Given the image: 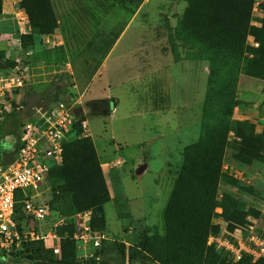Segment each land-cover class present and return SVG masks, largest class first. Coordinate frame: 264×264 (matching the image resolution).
Listing matches in <instances>:
<instances>
[{
  "label": "rangeland",
  "instance_id": "1",
  "mask_svg": "<svg viewBox=\"0 0 264 264\" xmlns=\"http://www.w3.org/2000/svg\"><path fill=\"white\" fill-rule=\"evenodd\" d=\"M11 1L0 0V69L22 74L24 80L11 91L14 107L0 120V162L10 158L5 135L62 103L73 118L67 140L91 137L107 191L104 225L98 229L106 238L97 259L115 256L122 264H140L127 249H140L147 236H164V209L174 189L179 197L176 184H187L177 181L186 168L185 155L213 131L233 120L246 122L245 141L252 140L256 153L264 155V141L257 140L264 137V102L240 98L242 83L237 81L252 63L251 52L257 48L252 28L261 26L264 0H252L248 15L247 0H48L51 14L45 16L48 23L53 19L48 33L35 32L23 4L18 3V13ZM223 6L239 19L246 17L242 54L237 56L215 25ZM228 109L230 116L222 118ZM227 139L232 141L230 133ZM259 160L245 168L224 148L221 169L239 184L219 185L209 229L235 232L253 225L264 234V172L257 168L264 161ZM57 183L52 178L37 198L70 216L57 233L60 255L55 258L71 245L63 241L70 234L65 227L78 212L65 208L64 199H55ZM243 213L249 214L243 218ZM210 260L236 264L219 256ZM0 264L34 262L18 253L0 257Z\"/></svg>",
  "mask_w": 264,
  "mask_h": 264
},
{
  "label": "trees",
  "instance_id": "2",
  "mask_svg": "<svg viewBox=\"0 0 264 264\" xmlns=\"http://www.w3.org/2000/svg\"><path fill=\"white\" fill-rule=\"evenodd\" d=\"M216 1L220 2L223 0ZM251 1L247 0L246 2L247 15L251 7ZM20 2L24 6L29 26L37 33L50 32L51 26L49 27V23L51 22L53 25V19L51 16V21L48 23V18L51 14L48 0H19ZM46 13L49 14L48 17L45 16ZM223 13L225 14L222 15ZM235 13L236 11L232 14L228 6H223L216 12L215 25L225 39L231 43L233 55L237 56L242 54L247 23L246 17L239 19V17L234 16ZM252 32L257 48L252 49V63L245 65L242 71L243 74L264 79V17L263 21H261V26L252 28ZM12 106L14 107V105ZM230 113L231 111L228 109L222 118L229 117ZM247 124L246 122L230 121L228 126L213 131L210 137L203 138L192 145L191 151H187L185 155L186 168L181 171V177L177 180L180 183L186 182L187 184L185 186L176 184L179 197L175 196L176 190L174 189V194H172L171 200L164 209V236L162 238H158L156 235L145 237L140 249L136 247L127 249L129 257L139 260L140 264H146V258L148 257L156 258L165 264H212L211 256H219L230 261L205 242L209 233H218L217 229L208 228V220L214 206V194L218 190L219 183L221 181L224 183L228 182L235 187H238L237 185L239 184L237 179L227 177L221 171V159L224 148L229 147L233 151L234 157L243 164H249L254 159L258 161L263 159L262 161H264V155L260 150L256 153L252 140H250L251 142L249 140L248 142L245 141ZM239 126H242V128ZM17 131L18 129L10 134L16 135ZM229 133L232 141L227 139ZM257 140L263 142L264 137L257 136ZM250 148L253 149L249 151L248 149ZM47 177L48 181L52 178L58 181L55 187V199H64L66 201L65 208L73 207L78 211L89 210V225L91 229L98 230L103 228L102 204L106 202L108 196L96 159L94 145L89 135H80L76 138L65 140L62 143L60 162L49 167ZM221 195L230 197L225 192L221 193ZM231 198L230 200H232ZM48 204L54 210L49 201ZM170 210H172V213H170ZM54 211L59 213L56 210ZM248 214L243 213V218ZM234 216H237V214L235 213ZM15 218L17 220L21 218L20 203L15 204ZM225 218L227 220L230 216ZM237 224L241 225L240 223ZM61 227H56V233L59 234L58 231L62 229ZM65 228L69 229L70 234L68 237L66 235L63 241H69L71 245L66 244L65 247H62L61 257L55 258L51 250L44 248L39 240L24 243L21 249L12 254V256L18 253L26 254L33 260L34 264L95 262L122 264V262L115 261V256H112L111 259L76 260L74 243L70 238L73 225L69 223V226ZM232 230L226 231L230 232ZM234 263L264 264V255L253 261L250 257L243 256L238 261H234Z\"/></svg>",
  "mask_w": 264,
  "mask_h": 264
},
{
  "label": "built area",
  "instance_id": "3",
  "mask_svg": "<svg viewBox=\"0 0 264 264\" xmlns=\"http://www.w3.org/2000/svg\"><path fill=\"white\" fill-rule=\"evenodd\" d=\"M11 3L21 13L19 0ZM23 16V15H21ZM20 16V17H21ZM22 18V17H21ZM24 76L0 69V120L13 107L12 90L22 86ZM73 118L57 103L49 112L40 113L34 120L18 128L6 150L7 161L0 162V255L9 257L26 242L41 240L43 247L59 255V236L56 227L66 225L70 216L52 210L46 200L37 199L48 182L49 167L59 163L62 143L72 130ZM20 203V219L15 218V204ZM70 235L76 258L97 259V251L105 239L102 231L89 225L90 211L74 215ZM71 222V221H70ZM68 222V223H70ZM222 256L234 262L243 256L253 261L264 255V234L253 225L235 232L209 233L206 242Z\"/></svg>",
  "mask_w": 264,
  "mask_h": 264
},
{
  "label": "crops",
  "instance_id": "4",
  "mask_svg": "<svg viewBox=\"0 0 264 264\" xmlns=\"http://www.w3.org/2000/svg\"><path fill=\"white\" fill-rule=\"evenodd\" d=\"M248 77H250L252 79H247ZM253 79H254V82H252ZM237 81L242 83V86L238 90L240 98H242L243 100L251 101V102H264V79L249 76L246 74H240ZM246 83L250 84V86L248 88L246 87V85H247ZM245 92L251 93L252 96L244 97L243 94ZM258 165H259V167H257V168L259 169L260 173L264 172V164H261V165L258 164ZM242 166H245V168L250 167V166H248V164H243ZM221 171L223 172L222 169H221ZM229 175L231 176V178H233V176H234L231 173H229ZM221 184H226L225 186H233L230 183H224L223 181H221L219 183V185H221ZM233 187H235V186H233ZM249 206H251V205H249ZM262 206H264V205H262ZM262 208H264V207H262Z\"/></svg>",
  "mask_w": 264,
  "mask_h": 264
},
{
  "label": "water",
  "instance_id": "5",
  "mask_svg": "<svg viewBox=\"0 0 264 264\" xmlns=\"http://www.w3.org/2000/svg\"><path fill=\"white\" fill-rule=\"evenodd\" d=\"M5 139H7L8 143H11V141H12V135L11 134L5 135ZM60 264H65V263H60ZM73 264H109V263L95 262V263H73Z\"/></svg>",
  "mask_w": 264,
  "mask_h": 264
}]
</instances>
